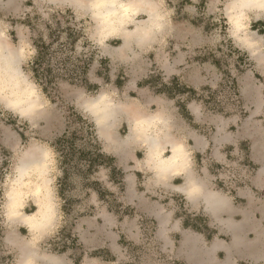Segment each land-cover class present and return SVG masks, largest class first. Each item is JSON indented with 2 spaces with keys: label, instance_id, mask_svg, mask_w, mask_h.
<instances>
[{
  "label": "rangeland",
  "instance_id": "rangeland-1",
  "mask_svg": "<svg viewBox=\"0 0 264 264\" xmlns=\"http://www.w3.org/2000/svg\"><path fill=\"white\" fill-rule=\"evenodd\" d=\"M143 1L159 5L138 13L149 21L145 27L157 13L164 17L162 27L148 38L121 30L100 44L91 3L77 8L65 0H19L8 9L6 0H0V21L10 22L7 31L0 24V36L17 52L20 70L31 72L29 79L37 88V103L42 105L26 116L6 106L0 98V160L15 161L36 147L42 163L43 153L49 147L55 152L51 143L66 127L76 128L77 116L91 125L92 134L83 132L85 139H95L103 153L113 156V145L104 140L107 136L99 131L95 114L85 107L86 101L103 95L107 97L104 104L116 110L111 135L125 139L133 133L138 120L155 122L146 133L161 142L173 143L177 139V147L189 153L192 169L198 174L207 171L215 193L227 195L235 204H244L240 195L244 189L253 188L255 167L246 156L249 140H236L247 131L241 129L243 121L260 120L264 126V112L248 111L249 95L259 94L264 100V76L253 63L252 53L241 44L254 34L252 20L249 16L250 27L238 28L233 23L231 12L227 13L233 0ZM37 36L49 43L47 54L55 82L48 84L47 90L31 71ZM238 50L245 57L239 58ZM66 57L67 64L62 65L60 60ZM83 61L87 63L85 72ZM173 83L176 88L178 84L198 93L169 98L156 92L174 91ZM248 83L251 86L245 90ZM1 86L3 94V81ZM179 104H184L191 119L180 114ZM78 133L77 141H81L84 138ZM195 135L210 143L202 153L193 151ZM147 149L144 143L133 146L129 171L113 161L119 172H112L107 164L87 171L83 163L75 160L76 153L66 166V214L57 194L61 168L55 155L58 175L49 196L54 215L46 226L32 231L24 217L16 214L20 210L12 201H0V264H15L26 249L32 251L36 264H53L54 255L62 264H186L184 235L199 236L205 248L201 236L209 232L203 228L206 217L198 215L202 219L195 222L198 230L188 226L174 231V221L163 224L158 214L151 213L162 211L163 206L168 211L174 209V217H179L182 224L193 218L185 210L182 196L165 191V183L151 167ZM169 149L161 159L171 155ZM257 196L264 200V194ZM256 218L260 219L259 213ZM65 223L71 225L65 232L68 242L60 241L59 249L67 247L58 252L53 250V242L59 240L57 234ZM213 231L216 238L217 230ZM247 235L254 237L253 232ZM219 237L229 242V235L221 233ZM93 252L97 253L92 255Z\"/></svg>",
  "mask_w": 264,
  "mask_h": 264
},
{
  "label": "crops",
  "instance_id": "crops-1",
  "mask_svg": "<svg viewBox=\"0 0 264 264\" xmlns=\"http://www.w3.org/2000/svg\"><path fill=\"white\" fill-rule=\"evenodd\" d=\"M18 1L19 0H6V7L11 9L18 4ZM65 1L72 3L77 8L86 7L92 3V0ZM247 1L249 2V0H233L231 6L228 8L227 13L231 12L232 14L231 7L233 5L245 3ZM138 2L139 0L129 3ZM92 10L94 13L95 10L93 8ZM243 10L245 11L246 15L250 16L252 21L258 17H264V9L249 6ZM251 32L254 33L252 34L251 38L247 39L245 42L241 41V44L248 50L249 53H252L253 56H251V58L254 61L253 63L259 67L260 73L264 76V35L259 36L264 34V19L254 23L253 27H251ZM2 40L3 39L0 36V49L2 48L3 52H6L7 50L13 51V49L9 48L6 42ZM257 50H259V54L257 53ZM245 53L247 54L246 51ZM2 59H4V56H2L0 53L1 65ZM0 79L3 80V74H0ZM250 86V83H248L245 86V90H247ZM1 97L4 98L2 93ZM97 99L98 97L89 99L85 102V107L89 108V105H91ZM249 99L250 101L248 102L251 105V107L248 108L249 112H264V100L261 99L259 94L254 96L249 95ZM2 101L7 106L3 99ZM98 102H96V104ZM103 103H100L101 107H103ZM93 113L95 114V112ZM115 113L116 110L114 106L112 113H104L102 116L103 118L100 115L101 125L99 127V131L102 135L106 134L107 137L104 140L107 141V143L113 145V150H111V153L113 155L112 157L116 158V160L114 158V162L116 161L117 166L129 171L130 164L133 161V146L135 144L144 143L148 148L147 157L150 162L153 163L151 167L154 168L156 174L160 175L159 179L166 185L165 191L169 194L182 196V198L185 200V210L187 213H190L192 217L198 215L206 217L205 224L209 227V229L212 231L217 230L216 238L211 234V239H207L206 235L209 234V232L204 233V235L201 236L205 242V248L201 247V244L199 243V236H193L192 234L184 235L183 244L185 245L183 246V251L186 253V264H239L241 262H252L254 264L258 262L260 263V261L264 259V228L262 227L264 223V200H260L257 195H261L263 197L264 194V126L262 121H243L241 129H247V131L243 136H239L236 140L237 142L239 141V143H241L243 139L249 140V154L246 152V156L255 167L253 175L255 177L252 185L253 188L249 190L244 189L241 192V195L239 194L240 197H242L240 200H245V203L235 204V201H233V199L229 198L227 195L219 194L217 192L215 193L213 191L207 171L202 170L201 173L198 174L192 169L189 162V153L177 147V139H175V142L173 141V143L171 141L163 142L167 144V150L170 148L169 150L172 153L168 158L164 159L168 160L169 162L166 164H161L155 159L154 155L157 143L162 141L156 136L139 130L137 125L134 126L133 129L135 130H132L133 133L128 138L120 139L115 135H111L112 132L110 127L112 118L114 117L113 115H115ZM25 115L30 116L27 114ZM151 119L153 120L154 118ZM143 122L148 124L149 121L143 120ZM149 143L152 147L153 145H155V147L152 148ZM209 145L210 143L208 140L202 139V137L197 135L193 137V151L196 153H202L209 147ZM173 147H175L176 153H173ZM176 157H180L181 161H187V163H171L169 158L175 159ZM135 170L138 169L135 168ZM177 177H180L182 182L180 179H177ZM151 213L158 214V217L162 219L163 224H170L172 221H174L176 223L173 228L174 231L184 228L181 220H179V217H176L178 219V221H176V218L174 217V209L173 211H168L162 206V211L157 210ZM257 213L260 214V219L256 218ZM23 221L27 223L25 218ZM249 232H253V238L248 237L247 234ZM221 233H225L230 236L229 242L220 239L221 237L219 236ZM25 251L30 252L32 255V251L27 249ZM54 256L55 257L53 260L51 259V262L53 264L55 262H57V264H62L57 256ZM21 259H24L22 258V255L19 261H22ZM262 264H264V260Z\"/></svg>",
  "mask_w": 264,
  "mask_h": 264
},
{
  "label": "clouds",
  "instance_id": "clouds-1",
  "mask_svg": "<svg viewBox=\"0 0 264 264\" xmlns=\"http://www.w3.org/2000/svg\"><path fill=\"white\" fill-rule=\"evenodd\" d=\"M159 5H146L141 0V3H129L124 0H92L91 7L95 10L94 15L99 21V32L101 38L100 44H104L105 38L108 36H116L121 30H124L128 35L139 34L141 38L150 37L154 31H158L162 24L160 21L164 19L159 13L151 20L145 21L138 13L145 7H158ZM254 6L264 9V0H249V2L236 4L231 7L232 21L237 27H250L248 23L249 16L246 15L243 9ZM264 19L258 17L253 19L252 23H256ZM4 26L5 31L8 30L10 22L0 21ZM127 26V27H126ZM130 29V31H129ZM31 72L27 73L20 70L19 65H13L10 60H6L3 67V94L10 108L20 110L22 115L27 114L37 107H42L37 103V88L32 80L29 79ZM107 97H102L101 101L92 105L93 108H98L100 103H103ZM146 124L143 121H137V126L141 131H147L154 126ZM173 153L176 149H172ZM167 144L157 143L155 148V159L161 164H166L169 161L161 159L166 157ZM55 152L49 147L42 156V163L39 165L29 163L32 159L31 154L25 152L19 156L17 160L11 159L7 161L0 160V201L7 203L8 200L13 202V206L20 211L16 214L22 215L25 219L38 221V227H44L50 221L53 213V205L49 200L53 181L57 178V168ZM171 163H187L181 161L180 157L171 159ZM49 173L51 175L49 176ZM180 179V177H177ZM176 179V180H177ZM3 207V204H0ZM34 209V210H33ZM21 229H25L21 226ZM15 264H36L32 258H27L24 261H16Z\"/></svg>",
  "mask_w": 264,
  "mask_h": 264
},
{
  "label": "trees",
  "instance_id": "trees-1",
  "mask_svg": "<svg viewBox=\"0 0 264 264\" xmlns=\"http://www.w3.org/2000/svg\"><path fill=\"white\" fill-rule=\"evenodd\" d=\"M28 16H29V14L26 13L25 17H28ZM51 16H54V12L51 14ZM23 20L24 19H22L21 22H23ZM33 44L35 46V54L31 60V71H32V74H33V77L35 78V80L37 82H40L43 90H47V85L55 82L54 81L55 78L52 77V73H51L52 69L50 67V63H51L50 58L48 57V54H47L48 51H50L49 50V43H47L42 38V36H37V39L34 41ZM240 54H241V56H238L239 58L242 59V57H245L244 52L242 53L239 51V55ZM67 60H68V57L63 58L60 61L63 65L67 62ZM77 60L80 61V59H77ZM86 67H87V63L85 61H83L82 62V68H83L84 72L86 70ZM230 83L232 85L234 84L233 78L231 79ZM173 84L174 85H172V86H173V88H175L174 91L173 90L168 91V92H166L165 90H158V91L155 90V91L157 93H163L169 98H174L178 94H183V93H188V92L192 95L191 97H193L194 95H197V93H198V91L193 89V88H184L178 84H177V88H176L175 83H173ZM234 87H235V85H234ZM178 106L180 108L179 109L180 114L184 118L191 119L189 113H187V111L185 110L184 104H179ZM77 118H78V122H77L78 124H77L76 128L71 129L70 125L67 126L65 131L61 135H59L51 143V146L55 150L56 158H57L59 165H60V168H61V175L59 177V182L57 184V194H58V197L62 201L61 210L65 214L68 211L67 210L68 209V202H67L68 198L66 196V190L64 187H65V180L69 176V171H68V168H66V166H69V163L72 161V159L76 153H78V156L75 160L77 162L83 163L84 166H86L85 168L87 169V171L92 170L93 168L95 170L100 165H106L107 164L111 167L112 172H119V170L114 166V163H113L114 158L110 155L103 153L101 151L100 145L96 142L95 139H93V142H91L92 138L85 139V135L83 132L89 131V134H92L91 125L88 124L84 118H82L80 116H77ZM77 132H79L78 134L82 135V138H84V139H82L81 141H84V142L77 141L78 139H80L77 136ZM78 142H80V144H77ZM196 220H202V219L199 216H195V217L191 218L192 222H190V223L187 220H185L183 222V227L186 228V227L190 226L192 228H195V230H198L195 227ZM69 227H71V225H68L66 223L61 227V229L59 230L57 237H56V239L59 238V240L53 242V244H54L53 245L54 248L52 247L53 250H57L58 252H60V251H63L64 248L67 247V246H62L61 249H59L60 248L59 243L62 240H64L66 243L68 242V240L65 236V232L69 231ZM203 228H205V230L210 232V234H207L206 237H207V239H211V237H212L211 233L213 231L210 230L206 224H204ZM70 238H71V235H69V239ZM71 241L74 242L75 239L72 238ZM96 253L97 252H93L92 255H94ZM75 264H79L78 261L77 262L75 261ZM239 264H241V263H239Z\"/></svg>",
  "mask_w": 264,
  "mask_h": 264
},
{
  "label": "bare ground",
  "instance_id": "bare-ground-1",
  "mask_svg": "<svg viewBox=\"0 0 264 264\" xmlns=\"http://www.w3.org/2000/svg\"><path fill=\"white\" fill-rule=\"evenodd\" d=\"M138 1V0H137ZM144 2V1H143ZM248 2V1H247ZM138 3H141V0H139V2ZM145 3V2H144ZM94 18H95V20H96V22H97V24H98V28H99V21H98V18L96 17V16H94ZM3 41V40H2ZM3 43V42H2ZM0 53H1V55L2 56H4V59H2V65L0 64V74H3V67H4V64H5V61L6 60H10L12 63H13V65H17V63H16V59H17V52L16 51H6V52H3V50H2V48L0 49ZM2 81L3 80H1L0 79V92H1V89H2V86H1V83H2ZM103 96H99L98 97V99L97 100H95V102H93L92 104H96V102H98L99 101V99L100 98H102ZM0 98H1V100L3 99L4 101H5V99L3 98V97H1V93H0ZM91 101V100H90ZM100 101H101V99H100ZM5 103L7 104V102L5 101ZM104 103L106 104V102L104 101ZM103 103V107H101L100 105H99V107L98 108H93L92 107V104L91 105H89L88 103V105H89V110H91L92 112H95V114H96V120H97V122H98V126L100 127V125H101V118H100V115H101V117L103 116V114L105 113V114H109V113H112V111H113V109H111L110 108V106H106L105 104ZM94 104V105H95ZM86 105V104H85ZM102 108H103V110H102ZM14 109H16V108H14ZM16 110H19V109H16ZM100 113V114H99ZM27 115H30V112L29 113H27ZM114 116V115H113ZM103 118V117H102ZM104 125H105V123H104ZM104 128V127H103ZM108 128V127H107ZM133 137V136H132ZM135 137V136H134ZM149 138H152V137H149ZM148 138V139H149ZM154 138V137H153ZM156 138V137H155ZM137 139V138H136ZM150 141H151V139H150ZM149 141V142H150ZM155 143V142H154ZM149 145H150V143H149ZM151 146V145H150ZM152 147V146H151ZM153 147H155V145H153ZM152 147V148H153ZM173 148H175V147H173ZM151 151V150H150ZM27 153H29V154H31V156H32V159H30L28 162L29 163H34V164H37V165H39L40 163H41V153L38 151V148H36V147H34V148H31L30 149V151H28ZM176 153V152H175ZM172 158H173V156H172ZM173 166V165H172ZM180 167V166H179ZM173 168V167H172ZM179 169V168H178ZM160 176V175H159ZM11 201V200H10ZM11 205H12V203H11ZM26 221H27V224L29 225V227H30V229L33 231V230H41L43 227H38L37 226V224H38V221H36V220H28V219H26ZM48 224V223H47ZM250 248V247H249ZM24 252H23V255H22V258H24V259H21L22 261H24L25 259H27V258H31V253L30 252H28V251H25V250H23ZM54 264H57V262H55Z\"/></svg>",
  "mask_w": 264,
  "mask_h": 264
}]
</instances>
